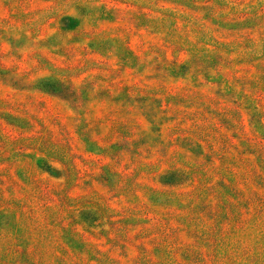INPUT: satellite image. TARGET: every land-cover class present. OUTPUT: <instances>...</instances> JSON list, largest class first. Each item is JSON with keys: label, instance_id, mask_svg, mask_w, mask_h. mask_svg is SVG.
<instances>
[{"label": "rangeland", "instance_id": "1", "mask_svg": "<svg viewBox=\"0 0 264 264\" xmlns=\"http://www.w3.org/2000/svg\"><path fill=\"white\" fill-rule=\"evenodd\" d=\"M0 264H264V0H0Z\"/></svg>", "mask_w": 264, "mask_h": 264}, {"label": "trees", "instance_id": "2", "mask_svg": "<svg viewBox=\"0 0 264 264\" xmlns=\"http://www.w3.org/2000/svg\"><path fill=\"white\" fill-rule=\"evenodd\" d=\"M62 22H63V28H65L66 30L67 29H74V26H75L74 25V22H75L74 19L65 17ZM43 160L44 159L40 160V162H42Z\"/></svg>", "mask_w": 264, "mask_h": 264}]
</instances>
